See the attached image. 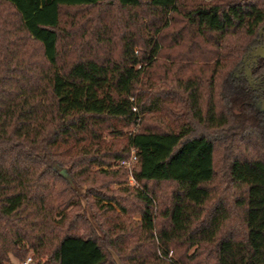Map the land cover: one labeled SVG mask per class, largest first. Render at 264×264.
I'll list each match as a JSON object with an SVG mask.
<instances>
[{
  "label": "trees",
  "instance_id": "trees-1",
  "mask_svg": "<svg viewBox=\"0 0 264 264\" xmlns=\"http://www.w3.org/2000/svg\"><path fill=\"white\" fill-rule=\"evenodd\" d=\"M0 6V264H264V0Z\"/></svg>",
  "mask_w": 264,
  "mask_h": 264
},
{
  "label": "rangeland",
  "instance_id": "rangeland-1",
  "mask_svg": "<svg viewBox=\"0 0 264 264\" xmlns=\"http://www.w3.org/2000/svg\"><path fill=\"white\" fill-rule=\"evenodd\" d=\"M3 12H7L6 10H5V8H3V7H1L0 6V14L1 13H3ZM95 11H93L92 13H94ZM28 46H30V45H27L26 46V49H25V54H30L31 52H32V48L31 47H28ZM179 51H182V50H179ZM176 52V51H175ZM158 61H159V64H158V66L155 68V70H154V74L155 75H161L162 74V72H164V69H163V67L165 66V65H175V66H180V65H182V64H185V62L184 61H182V60H178V59H176V60H174V59H171V58H168V57H166V56H163V57H160L159 59H158ZM137 128L136 127H132L131 129L130 128H126V129H123V133L124 134H126V133H128L129 131H134V130H136ZM126 136V135H125ZM124 137H115V136H112V135H110L108 132H105V133H103V140L105 141V142H111V140H114V139H116V140H122ZM115 142H121V141H115ZM118 162L119 161H114V162H112L111 164H110V166H105L104 168L106 169V170H117V169H119V168H121L119 165H118ZM93 170H96V167L95 168H93ZM123 172H126V174L128 175V179H127V175L126 174H124V176H123V179H121L120 180V178L119 179H115L114 181H111V182H114V183H111L108 187H109V189L111 190V191H114V190H118L119 188H125V186H127V187H129V188H131V186H135V183H133L132 185L130 184V176H131V173H129L128 171H126L125 169H123ZM134 219H138V217H134ZM28 258H30L31 260H32V256H31V254H29L28 255V257H27V259ZM12 260V262L13 263H16V261L14 260V259H11Z\"/></svg>",
  "mask_w": 264,
  "mask_h": 264
},
{
  "label": "built area",
  "instance_id": "built-area-1",
  "mask_svg": "<svg viewBox=\"0 0 264 264\" xmlns=\"http://www.w3.org/2000/svg\"><path fill=\"white\" fill-rule=\"evenodd\" d=\"M135 161H136V155H135L134 151H132L130 157L127 160L119 161L118 165L120 167H123L129 173H131V169H132V166L135 163ZM133 183H135V182L133 181L132 177L130 176V184L132 185ZM170 255H171V253H170ZM30 261H31V259L28 258L23 264H28Z\"/></svg>",
  "mask_w": 264,
  "mask_h": 264
},
{
  "label": "water",
  "instance_id": "water-1",
  "mask_svg": "<svg viewBox=\"0 0 264 264\" xmlns=\"http://www.w3.org/2000/svg\"><path fill=\"white\" fill-rule=\"evenodd\" d=\"M63 175H66L64 171L61 172Z\"/></svg>",
  "mask_w": 264,
  "mask_h": 264
}]
</instances>
